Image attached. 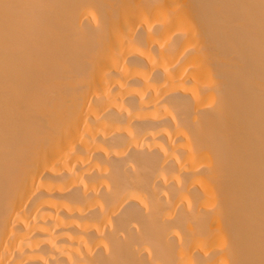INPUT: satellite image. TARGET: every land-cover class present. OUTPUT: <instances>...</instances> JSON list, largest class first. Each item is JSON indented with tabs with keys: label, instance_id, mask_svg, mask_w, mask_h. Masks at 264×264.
<instances>
[{
	"label": "bare ground",
	"instance_id": "bare-ground-1",
	"mask_svg": "<svg viewBox=\"0 0 264 264\" xmlns=\"http://www.w3.org/2000/svg\"><path fill=\"white\" fill-rule=\"evenodd\" d=\"M0 264H264V0H0Z\"/></svg>",
	"mask_w": 264,
	"mask_h": 264
}]
</instances>
